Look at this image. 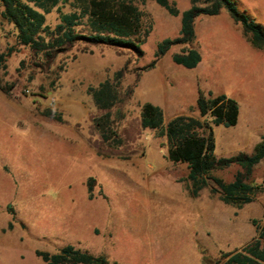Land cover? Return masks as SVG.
Returning <instances> with one entry per match:
<instances>
[{
  "label": "rangeland",
  "instance_id": "rangeland-1",
  "mask_svg": "<svg viewBox=\"0 0 264 264\" xmlns=\"http://www.w3.org/2000/svg\"><path fill=\"white\" fill-rule=\"evenodd\" d=\"M88 1L58 0L47 8L44 25L55 33L42 36H57L61 15L71 13L79 15L75 33L96 34L84 13ZM168 1L179 12L190 6V0ZM230 1L264 27V0ZM131 6L139 29L129 40L139 52L80 40L46 55L19 44L13 25L0 17V54L11 50L0 68V264H47L36 252L52 256L65 247L105 256L108 264H221L222 255L264 228V159L247 176L234 164L213 172L224 182L240 172L261 189L240 209L209 188L191 199L181 181L185 165L170 162L165 137L139 123L144 103L158 106L166 124L178 115L199 117V91L224 94L236 101L238 119L233 127L213 128L215 156L251 155L264 137V51L252 49L222 10L194 23L188 47L200 54L195 68L171 61L182 48L174 45L147 72L157 45L178 36L180 16L149 0ZM156 74L163 94L149 85ZM106 80L117 83L118 100L103 111L89 88ZM107 112L118 145L104 142L95 125Z\"/></svg>",
  "mask_w": 264,
  "mask_h": 264
},
{
  "label": "trees",
  "instance_id": "trees-1",
  "mask_svg": "<svg viewBox=\"0 0 264 264\" xmlns=\"http://www.w3.org/2000/svg\"><path fill=\"white\" fill-rule=\"evenodd\" d=\"M25 1L33 3V6L20 0H0V17L13 25L17 42L35 52L47 55L66 43L71 44L80 40L129 47L139 52L137 44L129 40V37L139 29V16L136 9L131 6L133 0H89L84 13L89 15L90 26L96 34L86 36L75 33L73 28L77 25L79 15L71 13L61 15V24L55 29L59 34L50 36L48 40L42 33L50 35L55 32L47 31L44 14L47 13V8L54 7L58 0ZM149 1L155 2L173 17L179 15L180 28L176 38L164 39L157 45L154 60L144 69L153 68L174 45H181L182 48L180 53L171 56V61L185 69L195 68L201 57L195 49L188 47L195 38L194 23L199 17L217 16L222 10L233 23L240 26L243 37L252 48L264 51V27L237 11L230 0H190V6L182 12L168 0ZM35 8L42 9L43 13ZM102 32H109L114 37L102 35ZM10 53L9 49L6 53L0 54V68L5 67L6 57ZM119 75V72L115 74L116 81ZM116 87V82L106 80L96 88H89L98 109L103 111L111 109L118 100ZM196 105L199 117L189 114L178 115L164 124L162 110L151 103H144L140 106V126L142 129L158 131L160 136L165 137L168 160L185 165L186 174L181 181L185 183L191 198L198 197L200 191L209 188L211 196H217L222 203L240 209L250 203L261 189L246 183L244 175L240 172L236 173L230 182L222 181L214 176L213 172L234 164L239 166L246 176L249 175L252 168L264 159V137L254 146L251 155L239 153L228 158H217L213 128L235 126L238 105L227 95H212L210 92L205 94L201 91L198 92ZM104 117L102 124L95 121V125L101 131V138L106 143L120 144V140L113 138V132L108 131L110 128L107 122L108 112ZM91 198L89 192L88 199ZM36 253L47 264H108L105 256H93L72 247H65L60 254L52 256L43 252ZM221 260V264H264V228H261L258 236L249 244L235 252L222 255Z\"/></svg>",
  "mask_w": 264,
  "mask_h": 264
},
{
  "label": "crops",
  "instance_id": "crops-1",
  "mask_svg": "<svg viewBox=\"0 0 264 264\" xmlns=\"http://www.w3.org/2000/svg\"><path fill=\"white\" fill-rule=\"evenodd\" d=\"M194 32H195V28H194ZM251 47V46H250ZM252 48V47H251ZM252 49H254V48H252ZM254 50H256V49H254ZM257 51V50H256ZM156 66H157V64L153 67V68H151V69H149L147 72H151V71H154V69L156 68ZM154 76V75H153ZM153 76H151V79L149 80V85H150V87L151 88H153V89H158V88H160V90H161V94H163L164 93V91L162 90V88H163V79H162V76H159L158 74H156L154 77ZM261 87H262V91H264V82H261ZM262 100H264V94H262ZM259 105L262 107V108H264V101H260L259 102ZM190 197V196H189ZM191 198V197H190ZM197 198V197H196ZM191 199H193V198H191ZM195 199V198H194Z\"/></svg>",
  "mask_w": 264,
  "mask_h": 264
}]
</instances>
